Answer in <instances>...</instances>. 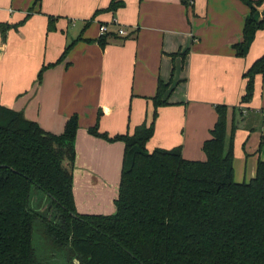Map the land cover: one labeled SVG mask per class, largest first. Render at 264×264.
Listing matches in <instances>:
<instances>
[{
  "label": "crops",
  "instance_id": "obj_1",
  "mask_svg": "<svg viewBox=\"0 0 264 264\" xmlns=\"http://www.w3.org/2000/svg\"><path fill=\"white\" fill-rule=\"evenodd\" d=\"M123 1L116 13L91 21L111 0H0V23L18 24L29 15L6 41L0 34V105L56 135L71 116H79L74 196L80 214L116 213L125 145L89 133L99 112L100 132L133 134L151 121L160 81L170 84L169 105L158 109L147 149L181 147L185 159L205 161L203 145L218 118L215 107L226 105L228 136L233 122L238 124L234 178L249 183L264 161V75L256 77L252 101L241 98L244 74L264 55V30L243 57L234 45L244 41L251 7L240 0ZM263 10L264 5L258 8V20ZM50 16L58 18L54 31L48 28ZM103 36H108L105 47L99 43ZM71 45L38 82L41 69L57 63Z\"/></svg>",
  "mask_w": 264,
  "mask_h": 264
},
{
  "label": "trees",
  "instance_id": "obj_2",
  "mask_svg": "<svg viewBox=\"0 0 264 264\" xmlns=\"http://www.w3.org/2000/svg\"><path fill=\"white\" fill-rule=\"evenodd\" d=\"M240 1L252 10L244 41L234 45L236 55L243 57L256 33L264 30V10L262 19L256 18L264 0ZM123 7V0H111L91 21ZM28 18L0 23L2 40ZM57 20L49 17V31L56 30ZM107 39H99L102 47ZM72 46L57 63L41 69L38 82ZM258 75H264V55L244 74L241 103L252 101ZM169 88L159 82L151 121L133 134L111 137L100 132L102 112L89 129L94 137L125 145L113 215L77 210V114L56 135L22 112L0 105V264H264V161L249 183L235 181L238 124L233 122L228 136L231 109L226 105L215 107L218 118L203 145L205 161L185 159L181 147L150 152L147 143L154 136L158 109L169 105ZM35 191L44 194L38 202Z\"/></svg>",
  "mask_w": 264,
  "mask_h": 264
},
{
  "label": "rangeland",
  "instance_id": "obj_3",
  "mask_svg": "<svg viewBox=\"0 0 264 264\" xmlns=\"http://www.w3.org/2000/svg\"><path fill=\"white\" fill-rule=\"evenodd\" d=\"M34 195H35V202H36L37 200L39 201V198L41 199V198L44 197V194H43L42 192H40V191H35ZM38 201H37V202H38ZM47 201H48V199L46 198V199L44 200V202L47 203ZM48 204H49V202H48Z\"/></svg>",
  "mask_w": 264,
  "mask_h": 264
},
{
  "label": "built area",
  "instance_id": "obj_4",
  "mask_svg": "<svg viewBox=\"0 0 264 264\" xmlns=\"http://www.w3.org/2000/svg\"><path fill=\"white\" fill-rule=\"evenodd\" d=\"M101 31L104 33L106 31V27H101ZM118 33L122 36H126L128 34V32L124 29H119Z\"/></svg>",
  "mask_w": 264,
  "mask_h": 264
}]
</instances>
